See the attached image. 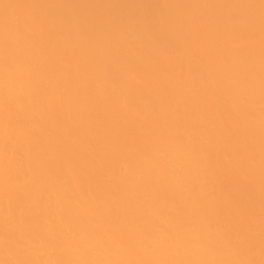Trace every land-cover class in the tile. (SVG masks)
Returning a JSON list of instances; mask_svg holds the SVG:
<instances>
[{"label": "bare ground", "instance_id": "obj_1", "mask_svg": "<svg viewBox=\"0 0 264 264\" xmlns=\"http://www.w3.org/2000/svg\"><path fill=\"white\" fill-rule=\"evenodd\" d=\"M0 264H264V0H0Z\"/></svg>", "mask_w": 264, "mask_h": 264}]
</instances>
